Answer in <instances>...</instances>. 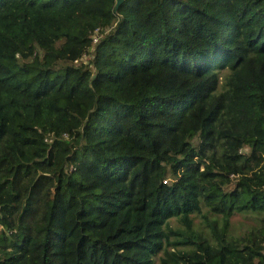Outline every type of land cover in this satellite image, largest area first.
<instances>
[{
	"label": "trees",
	"instance_id": "1",
	"mask_svg": "<svg viewBox=\"0 0 264 264\" xmlns=\"http://www.w3.org/2000/svg\"><path fill=\"white\" fill-rule=\"evenodd\" d=\"M117 1L0 0V264H264V0Z\"/></svg>",
	"mask_w": 264,
	"mask_h": 264
},
{
	"label": "rangeland",
	"instance_id": "2",
	"mask_svg": "<svg viewBox=\"0 0 264 264\" xmlns=\"http://www.w3.org/2000/svg\"><path fill=\"white\" fill-rule=\"evenodd\" d=\"M94 38H93V43L95 42ZM92 56L93 55H91V57ZM230 222H231L230 232L234 235H240V234L244 233L252 225L250 220L245 219V218L240 217V216H236V217L231 218ZM195 223L197 226H199V220L198 219L195 220Z\"/></svg>",
	"mask_w": 264,
	"mask_h": 264
},
{
	"label": "water",
	"instance_id": "3",
	"mask_svg": "<svg viewBox=\"0 0 264 264\" xmlns=\"http://www.w3.org/2000/svg\"><path fill=\"white\" fill-rule=\"evenodd\" d=\"M122 2V0H118L116 3V8L120 5V3Z\"/></svg>",
	"mask_w": 264,
	"mask_h": 264
}]
</instances>
